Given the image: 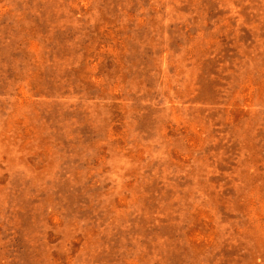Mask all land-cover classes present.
Masks as SVG:
<instances>
[{"label": "rangeland", "instance_id": "374dc122", "mask_svg": "<svg viewBox=\"0 0 264 264\" xmlns=\"http://www.w3.org/2000/svg\"><path fill=\"white\" fill-rule=\"evenodd\" d=\"M0 264H264V0H0Z\"/></svg>", "mask_w": 264, "mask_h": 264}]
</instances>
